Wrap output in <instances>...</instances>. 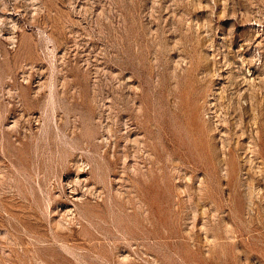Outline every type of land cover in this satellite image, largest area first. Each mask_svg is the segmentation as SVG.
<instances>
[{"label": "rangeland", "instance_id": "1", "mask_svg": "<svg viewBox=\"0 0 264 264\" xmlns=\"http://www.w3.org/2000/svg\"><path fill=\"white\" fill-rule=\"evenodd\" d=\"M0 264H264V0H0Z\"/></svg>", "mask_w": 264, "mask_h": 264}]
</instances>
